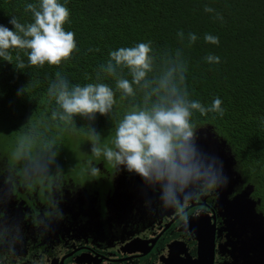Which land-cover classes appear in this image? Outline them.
Masks as SVG:
<instances>
[{
	"label": "clouds",
	"instance_id": "1",
	"mask_svg": "<svg viewBox=\"0 0 264 264\" xmlns=\"http://www.w3.org/2000/svg\"><path fill=\"white\" fill-rule=\"evenodd\" d=\"M68 0H35L24 5L31 14L30 22H21L10 16L7 25L0 24V60L14 66L18 72L46 64L60 68L80 49L74 31L66 30L70 24ZM206 12L213 9L205 7ZM219 19H223L219 16ZM181 42L191 46L199 38L189 32L177 33ZM206 43L218 45L219 37L205 33ZM99 51L89 48L88 52ZM23 52V57L21 56ZM26 57V60L24 59ZM209 64L220 63V58L209 54ZM188 61L183 50L177 48L157 50L151 40L119 47L108 53V59L99 64L94 75L85 73L84 84H73L63 71H56L48 82L46 95L51 107L49 123H32L29 118L17 132L14 146L8 154L7 169L0 172V207L7 204L20 181L25 190L38 185L51 189L50 208H45L33 220L40 235L54 230L53 225L64 219L60 207L63 193L60 179L65 174L57 163L62 145L52 134L59 131L83 132L90 145V156L103 160L116 168L139 176L146 190L144 203L153 211L173 210L181 225L190 222L187 205L226 187L230 182L223 159L204 151L199 144V130L194 117L212 115L223 118V101L214 97L209 104L193 99L187 87ZM111 80L114 84H109ZM39 81H30L17 90V96L28 95ZM119 101H127L126 111L112 128L110 143L105 142L95 128L97 115L111 122ZM76 117L87 123L77 128ZM89 154V153H88ZM87 174L99 177L102 170L92 159L87 161ZM62 193V195H61ZM22 223L0 210V258L18 256L24 246Z\"/></svg>",
	"mask_w": 264,
	"mask_h": 264
},
{
	"label": "trees",
	"instance_id": "2",
	"mask_svg": "<svg viewBox=\"0 0 264 264\" xmlns=\"http://www.w3.org/2000/svg\"><path fill=\"white\" fill-rule=\"evenodd\" d=\"M33 2L35 0H0V24L11 28L8 24L10 16H16L22 23L30 22L31 14L24 12V5ZM67 6L70 9L71 22L64 27L75 32L80 49L79 53L73 54L70 61L62 64L60 68L46 64L43 68L31 67L18 72L13 65L0 60V126L8 131L5 135L0 134V172L7 169L8 154L20 134L17 131L29 118L33 115V124L49 123L48 117L54 103L49 104L46 90L56 71H63L73 84H84L89 82L84 79L85 73L94 75L99 64L108 59L111 50L151 40L154 48L160 51L170 49L174 52L177 48L183 50L184 58L188 61L187 87L193 99L205 104H209L214 97L223 101V118H212L211 114H197L194 117L200 128L207 126L223 136L234 159L231 173L226 172L230 182L221 190V196L229 194L228 199L221 201L215 194L209 198V202L220 204L224 210H231L233 205L229 199L238 185L236 193L254 202L255 210L262 215L264 225V0H68ZM206 6L213 11L206 12ZM218 14L223 17L222 20L218 18ZM180 31L185 36L189 32L195 33L199 38L188 46L187 41L181 42L177 36ZM205 33L218 36L219 44L206 43L203 39ZM89 48H98L99 51L88 52ZM209 54L218 56L220 63L209 64L204 59ZM21 56L23 57V52ZM31 76L33 83L39 81V84L29 88V97L17 96V90L26 85ZM107 82L114 87L111 80ZM117 100L112 122L107 117L97 115L94 125L105 137L106 143H110L112 138L109 135L112 124L126 111L127 101L120 102L119 96ZM75 120L77 128L87 123L80 117ZM114 130L113 127L112 135ZM67 132L70 131H59L52 127V134L60 145L67 141ZM80 133L84 134H75ZM12 136L14 140H11ZM101 159L96 164L101 168L103 176L96 187L84 184L88 174H82L78 183L71 182L69 185H66V172L60 179V186L64 191L62 200L69 199L67 196L70 195L76 196L78 192L82 195L79 209L74 203H66L61 207L64 218L69 223L66 234L80 232L75 224L87 217V212L83 211L86 209L84 200L95 197L100 201L107 190L118 186L116 168ZM57 163L63 165L59 156ZM233 170L237 172L234 177L236 181L238 179L237 184L232 178ZM130 177L131 175L121 184L128 193V197L121 202L137 197V188H134ZM2 179L0 177V184ZM22 184L20 181L15 196L0 207V210L14 220L18 213L23 215V221H15L25 225L24 247L27 248L32 242L33 232H37L33 227V220L45 208L51 207V189L48 185H38L21 192ZM32 190L37 192L35 199L31 196ZM20 198L25 201V205L18 209L16 203ZM88 210L94 212L91 206ZM105 218L106 226L103 228L108 226L107 216ZM101 228L97 231H101ZM110 234L105 229L104 235L102 231L100 233L104 237ZM61 235L64 232L59 233ZM49 237L58 238L53 237L50 232L40 235L45 249V255L40 260L46 257V238ZM253 242L250 239L246 244V248L251 251L248 254L251 257L254 249H257ZM18 257L24 260L26 256L21 254ZM93 262L99 263L95 260ZM6 264H15V258L8 259Z\"/></svg>",
	"mask_w": 264,
	"mask_h": 264
},
{
	"label": "rangeland",
	"instance_id": "3",
	"mask_svg": "<svg viewBox=\"0 0 264 264\" xmlns=\"http://www.w3.org/2000/svg\"><path fill=\"white\" fill-rule=\"evenodd\" d=\"M47 119V118H46ZM45 119V122H46ZM8 131H6L5 128L0 126V134H7ZM67 141L62 144V149H60V155L59 160L63 165L61 166L63 171L66 172V185H69L72 183H78L79 178L82 174H87V161L89 159H92L95 163L101 162L102 159H96L90 156V145L87 143V136L85 134H75L67 132L66 134ZM199 144L201 148L209 153H214L218 156H220L225 165V172L231 173V170L233 168V156L231 155L230 149H228V146L226 145V141L223 138L222 135L211 130L209 127L204 126L201 127L199 130ZM14 140V136H12L11 140ZM89 153V154H88ZM101 159V160H100ZM232 178L237 176L236 170L232 171ZM102 173V172H101ZM131 175L130 180L133 182L134 188H137V197L129 202H121L122 199H126L128 197V193L125 192L124 187L121 185L122 183L126 182L127 178ZM103 174L99 177H96L93 180V177L90 175H87V177L84 179V184H90L92 187H96L99 184V181L101 180ZM118 180V186L114 187L113 193L110 195L112 198L110 206L107 207V222L110 227L114 225V227L110 228L111 234L114 236L115 241L107 242L102 241L98 245V238L100 236V233L102 231L104 235V229L106 226V218H105V212L101 209L100 205L97 203V198L91 197L84 201L86 204V209L83 210L85 213L87 212V217L85 220H80L75 224V226H78L80 229V232L77 233V235L81 236V240L79 241L80 244L91 246L94 250L97 252H107L113 254L116 250H121L122 248L127 246V242L121 243L122 240L125 238L118 237L115 238L118 234H120V231L123 232V235L128 234L130 230L123 229V226L126 227V223L128 221H139L140 219H145L146 221H156L157 219L163 218L164 216L172 218V213H175L173 210L169 209L164 211L165 214L161 215L163 211H153L150 206H146L144 203L145 196H151L152 193L145 189L143 182L139 176L129 174L126 171H121L117 175ZM235 180V179H234ZM238 181V179H237ZM237 181L235 180L236 184ZM235 184V185H236ZM61 187V186H60ZM62 188V187H61ZM234 193L231 195L229 201L230 204L233 205V208L230 210V224L233 227V234L232 238L229 240L228 247L226 250V244L221 248L220 251V263L223 261V264H264V225L262 224V215L258 214L255 210L254 202L246 199L244 195L237 194L238 185L233 189ZM21 192H25V188L21 185ZM62 189V193H63ZM245 192V191H244ZM243 192V193H244ZM61 193V195H62ZM132 195H135V192L131 193ZM37 195V192L35 190L31 191V196L35 199ZM80 196V195H79ZM79 196H76L72 199H66L62 200L60 207H62L66 203H73ZM229 194H224L223 199L227 200ZM25 201H23L22 198L17 200L18 209L23 207ZM37 203V201H36ZM108 203V201H107ZM92 204L98 205L94 208V212H90L88 209ZM107 206V205H106ZM137 211H135V210ZM170 212V214L168 213ZM22 214H17L15 217V220L23 221ZM176 217V216H175ZM242 218V221L240 222V219ZM78 218H74L76 220ZM173 219H170L165 224V228H169V226L172 224L170 221ZM68 221V220H67ZM69 223L66 222L65 218L60 221L58 224H54V230L50 232V234L53 237H56L59 233L64 232L67 228V225ZM23 225V223H22ZM25 225H23L24 230ZM101 228V231H97L98 228ZM215 230L214 234V240L215 244L217 245V238L218 233L215 227H212ZM85 230H91L94 232H85ZM221 232V230H219ZM170 233H166L163 235L159 242V247L164 246L168 239ZM66 235V234H65ZM139 237H141L139 235ZM195 237L197 238V234H195ZM50 238V237H49ZM59 238V237H58ZM157 238H155L156 240ZM253 239V243H255V247L257 249H254V255L253 257L249 256L248 254L251 253L246 248V244L248 240ZM52 241L54 239H50L49 243L52 244ZM198 241V239H197ZM26 242V239H25ZM199 242V241H198ZM228 242V241H227ZM226 242V243H227ZM78 243V242H77ZM107 243L108 245L105 246L104 244ZM59 250V248H57ZM26 247H22L19 249L18 256L21 254H24L25 259L21 260L19 257H15V264H39L37 259L31 258L28 256L30 254L29 250L26 252ZM151 250V247H150ZM149 250V251H150ZM170 250V254H169ZM173 246L167 247V252L163 253V256L165 257V264L166 261L169 259H175L177 257H181L182 255L179 252H173ZM26 252V253H25ZM230 253V255L228 254ZM228 254V257H227ZM99 254H96L93 256V259L98 258ZM155 254H151L150 256L144 258L141 260V264H150V262L154 259ZM260 256V257H258ZM192 257V256H189ZM1 262L0 264H6L8 259L0 258ZM20 260V261H17ZM219 263V264H220ZM107 264V263H106ZM118 264H122V262H119Z\"/></svg>",
	"mask_w": 264,
	"mask_h": 264
},
{
	"label": "flooded vegetation",
	"instance_id": "4",
	"mask_svg": "<svg viewBox=\"0 0 264 264\" xmlns=\"http://www.w3.org/2000/svg\"><path fill=\"white\" fill-rule=\"evenodd\" d=\"M221 190L222 188L216 190V192L215 190L210 191L208 195L194 200L187 205L190 222L195 221L196 223L201 222L205 224L210 218L212 221L211 224H215L219 238H217L216 241L217 245L214 264L220 263L221 248L226 244L225 248L227 250L229 240L232 238L233 234V227L229 222L231 217L230 210H224L220 207V204L216 205L215 202H209V198L215 194L216 196L218 195L221 201H223ZM113 191L114 188H111L101 196L100 201L97 199L98 205H100L106 216L108 215L107 207L110 206L112 200L110 195ZM76 196L79 197L73 203L74 206L79 209L82 198L81 192H78ZM76 196L70 195L67 197L70 199L71 197L74 198ZM129 201L132 200L126 202ZM98 205L92 204L91 208L94 210ZM168 213L170 214V212ZM163 214H165L164 211L161 215ZM175 216V213H172V218L164 216L163 218L157 219L155 222L146 221L145 219L128 221L126 227L123 226V229L130 230V232L123 235L124 231L122 230V232L120 231V234L115 237L125 238L121 243L127 242V246L121 250H116L113 254L97 252L91 246L80 244L79 241L81 240V236L76 233L66 234L67 228L65 229L66 235L59 236L58 234L57 236L59 238H53L54 241H52V244L49 243V240L52 238H46V257L44 260L39 259L45 255V249L43 248L44 241H40V234L38 232H33L31 238L32 242L25 251L27 252L29 250L30 254L28 256L37 259L39 264H94V260L98 261V264H118L119 262H122V264H141L142 259L155 253L156 255L150 264H165L163 253L167 252L168 246H173V252H179L182 255V258H190L189 256H192L193 259H196L195 257L198 255V241L195 237L196 231L190 226V222L186 228L183 227L178 217ZM170 219H173L170 221L172 224L166 229L165 221L168 222ZM112 227H114V225H112ZM112 227L108 225L105 231L111 232L110 228ZM219 230H221V232H219ZM168 232L170 233V236L167 243L164 246L159 247L161 237ZM36 234L39 236H35ZM139 235L141 237H139ZM155 238L157 239L155 240ZM102 241L111 242L115 241V239L112 234L105 237L100 235L98 238V245ZM104 245L107 246L108 244L105 243ZM57 248H59V250ZM96 254H99L97 255L98 258L93 259V256ZM179 258L181 257L175 259L180 260ZM220 264H223V261Z\"/></svg>",
	"mask_w": 264,
	"mask_h": 264
},
{
	"label": "water",
	"instance_id": "5",
	"mask_svg": "<svg viewBox=\"0 0 264 264\" xmlns=\"http://www.w3.org/2000/svg\"><path fill=\"white\" fill-rule=\"evenodd\" d=\"M210 218L203 224L201 222L191 221L190 226L196 231L198 239V255L196 259L190 258H179L169 259L166 264H214L215 263V252L216 244L214 240L215 224H211ZM147 252V251H146Z\"/></svg>",
	"mask_w": 264,
	"mask_h": 264
}]
</instances>
